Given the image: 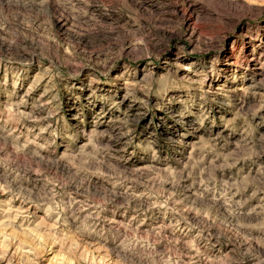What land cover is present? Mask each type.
Wrapping results in <instances>:
<instances>
[{
  "label": "rangeland",
  "instance_id": "obj_1",
  "mask_svg": "<svg viewBox=\"0 0 264 264\" xmlns=\"http://www.w3.org/2000/svg\"><path fill=\"white\" fill-rule=\"evenodd\" d=\"M0 264H264V0H0Z\"/></svg>",
  "mask_w": 264,
  "mask_h": 264
}]
</instances>
